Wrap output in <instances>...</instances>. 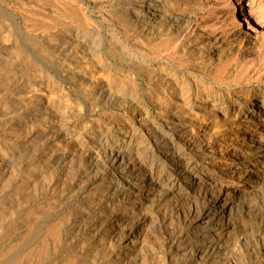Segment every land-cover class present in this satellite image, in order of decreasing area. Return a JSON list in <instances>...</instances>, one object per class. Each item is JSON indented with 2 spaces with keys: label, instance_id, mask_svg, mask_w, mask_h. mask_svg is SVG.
<instances>
[{
  "label": "bare ground",
  "instance_id": "obj_1",
  "mask_svg": "<svg viewBox=\"0 0 264 264\" xmlns=\"http://www.w3.org/2000/svg\"><path fill=\"white\" fill-rule=\"evenodd\" d=\"M166 1L148 0L147 12L152 11L150 16L165 14L162 6ZM86 2L63 0L59 5L58 0H0V264H153L156 256L157 264H264V243L254 249L248 240L243 243L233 237L248 229L251 213H245V201L264 190V86L251 83L264 81V57L247 61L237 86L226 85L229 93L225 86L219 91L198 90L196 94L178 91L172 83L174 74L158 75L150 91L152 106L156 111L154 117L160 114V123L166 129L152 122L146 145L138 143L146 131L140 123L136 127L140 131L131 136L118 129L111 137L87 144L82 138H75V130L70 128V104L59 112L53 100L42 92L43 88L36 85L43 75L54 78L50 70L55 68V58L49 51L54 46L53 30L59 26L68 30L87 25ZM216 2L233 23V41L224 39L228 34L222 38L218 31L226 20L209 27L211 30L207 27L208 38L203 36L201 41L218 40L221 48L234 51L236 45L250 44L252 40L254 45L256 42L264 47V0ZM201 20L202 13H187L172 27L181 40L190 41L203 32ZM223 57L209 56L207 61L214 63ZM246 83L249 84L245 91ZM211 113L234 115L241 120V131H236L240 133L236 137L239 145L207 140L205 133L195 128L197 124L203 128L202 118ZM51 119L52 127L44 128L42 122ZM218 148L226 154L218 157ZM169 197L172 200L166 204ZM96 205L99 207L95 208ZM263 222L261 219L259 224ZM156 231L163 233L162 251L158 253L154 251L156 238L151 234ZM231 243L235 244L233 248Z\"/></svg>",
  "mask_w": 264,
  "mask_h": 264
},
{
  "label": "rangeland",
  "instance_id": "obj_2",
  "mask_svg": "<svg viewBox=\"0 0 264 264\" xmlns=\"http://www.w3.org/2000/svg\"><path fill=\"white\" fill-rule=\"evenodd\" d=\"M60 1H61V3H59V0H58V4L62 5L63 0H60ZM85 1H87L85 5L86 6L88 5L87 6V13H89L88 14V16H89L88 20L89 21H88L87 25L83 26L82 28L81 27H75V28L68 29V30L64 29L62 26H59V28L57 27L53 30V37L52 38L54 39L53 40L54 46L52 48H50L49 51H50V56L53 59L55 58V68H53V69L51 68V70H50V75L54 76L55 79L54 78H48L47 76L43 75V76L39 77V80L41 82L42 81L43 82L41 83L38 80V83L36 85L39 88H43L42 92L48 98H51L53 100V102H54L53 104H54V106L58 107L57 110H59V112L65 111L64 109H66L67 104H70L71 113H70L69 117L72 120V124H71L70 128L73 127V130H75V132L73 133L75 138H82V140L87 144H96L97 141H99L100 139H106L108 136L111 137L112 134H116L115 131L116 130L118 131V129L120 131H128L129 136H131L134 133V131L135 132H137L136 130L140 131L139 130L140 128L136 129V127H138V125H139L138 123H140V124H142V126L145 125L144 127H145L146 131H144V134L141 136V139L138 141V143L141 145L142 144L146 145V142H148V138H146L148 136H146V135L151 133L153 130V123L152 122H155V124H158V125L161 124L162 128L166 129V127L164 125H162V123H160V122H162V117H160L161 115L158 114L157 117H154V114H156V111L152 106V99H151V92L150 91H151L152 83L155 81V79L158 77V75H162V74L166 75L168 72H169V74H174V78L176 80L174 79V81L172 83H173V85L174 84L176 85V86L175 85L174 86H175V88L177 87L176 89L178 91L184 90V91H190V92L196 94L199 91L200 92H206L212 88H213L212 90H217V88H218L217 91H219L221 86H225L226 92L229 93L226 85L230 86L231 88H235L237 86L236 83L239 81L240 77L243 76L242 71H243V68L247 64V61H249L253 58L256 59V57H260V56L264 57V52H263L264 47L258 45L256 42H255L256 45H254L253 42L255 40L254 41L252 40L253 42L251 41L250 44H248V43L244 44L243 43L240 45H236V47L234 48L235 51L230 49V48H227V49L221 48L222 47L221 42L218 40H212V41L209 40L208 42L204 41L206 44H204V42L201 41V40H203V38L205 36L208 38V35H206V34L211 30L209 27H216V26L220 25L218 22H220V23L226 22L224 26L219 28L220 30L217 29L218 31H221L220 36H222V38H223L225 35L228 34L227 36L224 37V39H226L227 41H229V40L233 41V32L235 31L233 23H232L231 19L229 18V16L225 12H223V10H221V8H219L220 6L218 5V2H216L217 0H204V1L203 0H186V1L185 0H170V1L167 0L166 3H164L162 6V8L165 10V12H164L165 14H160L161 16L158 14H155V13H154L155 16L154 15L150 16L152 11L148 10L149 12H147V9H146V6L148 5V3H147L148 0H85ZM172 2H174V3H172ZM210 2H211V4H210ZM214 2L216 4H213ZM141 4H143V5H141ZM164 5H166V6H164ZM203 6H205V7H203ZM214 7H216V8L214 9ZM211 10H212V12H211ZM219 10H221V11L218 12ZM184 11H186V12H184ZM213 11H214V14H213ZM208 12H210V14ZM144 13H145V15H144ZM187 13L191 14V15L192 14H200L201 15V13H202V20H201L202 29H201V31H203V32L195 34L196 36L194 35L190 39V41L189 40H187V41L181 40L180 39L181 37L176 33L175 29H173V27H174L173 25H176L179 22V20H182V18L185 15H187ZM216 13H217V15H216ZM204 14H206V15H204ZM208 14H209V16H208ZM210 15L212 18H210ZM222 15H223V17H222ZM161 17H163V19H161ZM167 17H169V18H167ZM206 17H207V19H206ZM227 20H229L228 21L229 23L227 22ZM160 22L162 23V25ZM169 22H170V24H169ZM88 25H89V27H88ZM156 25H157V27H156ZM144 26H146V27H144ZM205 27H206V29H205ZM165 28H166V30H165ZM222 28L223 29L226 28L227 30H223ZM229 28H232V30ZM57 30H59V31H57ZM142 30H143V32H142ZM172 31L173 32L175 31V32L173 33ZM231 31H232V33H231ZM60 33L61 34L65 33L66 35L68 34L69 36L68 35L62 36V35H60ZM73 34H75V35H73ZM76 34H79V35H76ZM139 35H141V37ZM198 36L202 37V39L198 38ZM196 37H197V39H196ZM227 37H229V38H227ZM78 38H80V40ZM83 38L86 40H84ZM175 39L177 40V42ZM64 40H65V42H64ZM76 40L78 41L77 43H76ZM153 43H154V45H153ZM183 43H185V46ZM68 44H70V45H68ZM169 44L171 47L169 46ZM186 44H187V46H186ZM215 44L217 47L214 46ZM58 45H62V46L59 47ZM72 45L74 46V48H72L73 47ZM80 45H81V48H80ZM173 45H175V46H173ZM192 45L193 46L195 45V48ZM211 45H212V47H211ZM244 45H245V47H243ZM259 46H260V50H259ZM254 47H255V49H254ZM184 48H185V50H184ZM199 48H201V50H203V51L198 50ZM204 48H205V51H204ZM252 48H253V51L250 50ZM78 49H80V50H78ZM236 49L238 51H236ZM55 50H57V51H55ZM217 50H218V52H217ZM67 51L69 52V54L67 53ZM82 51L84 53H82ZM213 51L214 52L216 51L215 54L213 53ZM255 51H257L259 53L262 52V55L261 54L259 55V53L255 52ZM77 52H79V53H77ZM202 52H204V53H202ZM205 52H207V53H205ZM235 52H236V54L234 55ZM59 53L62 54V56ZM159 53H160V55H159ZM219 53H221V54H219ZM65 54H66V56H65ZM83 54H87V55H83ZM88 54H89V56H88ZM242 54H243V56H242ZM230 55H232L233 58L237 57L238 61H236L237 58L235 60L236 62L231 60L232 57H230ZM78 56H80V57H78ZM85 56H86V58H85ZM171 56H173V57H171ZM209 56L210 57H216V56L222 57V56H224L225 58L223 57V59L221 61H214V63H213L212 61L211 62L207 61V58ZM241 56H242V58L243 57H245V58H243V60H242ZM161 57H164L165 59H162ZM201 57H202L203 61L201 60ZM57 58H59V59H57ZM182 58L186 59V60H183ZM68 59H69V61H68ZM60 60H61V62H60ZM155 60L157 63L155 62ZM244 61H246V62H244ZM75 63L77 66L75 65ZM155 64H156V66H155ZM80 65L82 67H80ZM163 65H165V66L163 67ZM207 65H209V66L207 67ZM56 66H57V68H56ZM214 66H216L217 68ZM83 67L84 68L87 67V68L84 69ZM157 67H159V68H157ZM219 68H221V69H219ZM229 69H231V70H229ZM63 70L64 71L66 70V71L63 72ZM73 70L76 72H74ZM174 70H175V72H174ZM199 70L201 72H199ZM210 70H211V73H209ZM226 71H228V72L230 71V72L228 73ZM70 72H72V73H70ZM73 73H76V74H73ZM180 73H181V75H180ZM186 73H188V74H186ZM212 73H213V75H212ZM80 74H82V75H80ZM200 74H202V75H200ZM199 75H200V77H199ZM221 75H223V76H221ZM83 76H84V78H82ZM182 77H183V79H182ZM64 78H66V79H64ZM219 78L224 79V80H220ZM209 79H211V80H209ZM228 79H231V80L228 81ZM182 80L185 82L188 80L189 81L185 83ZM203 80L205 82L206 81L207 82L205 83ZM105 81H107V82L109 81V82L107 83ZM176 81H178V82H176ZM211 81H212V83H211ZM174 82H176V83H174ZM218 82H220V83L218 84ZM251 83L253 85H256V86L257 85L264 86V81L255 80V81H252ZM203 84H204V86H203ZM248 84L249 83H246L244 85L246 87V88H243L245 91L247 89ZM61 85H62V87H61ZM59 87H61L62 89ZM106 88H108V89H106ZM191 88L193 89L194 92L192 91ZM114 93H116V94H114ZM101 94H105V96L101 95ZM53 95H55V96H53ZM55 97H56V99H55ZM91 97H92V99H91ZM64 98H66V99H64ZM121 98H124V99L121 100ZM100 99H101V101H100ZM245 99H247V98H245ZM77 100L78 101L80 100V101L78 102ZM67 101H68V103H67ZM105 101H107V102H105ZM82 102H84V103H82ZM85 102H86V104H85ZM99 103H101V104H99ZM139 103H140V105H139ZM63 104H66V105H63ZM82 104H83V106H82ZM90 104H92V105H90ZM109 104H111L110 107H109ZM76 106L78 108L80 107L79 108L80 110ZM94 107L97 109H95ZM74 109H77V110H74ZM141 109H143L144 112ZM137 113L139 114L138 116H137ZM80 114H83V115H80ZM116 116H118V117L116 118ZM204 116L205 117H203V118L201 117L204 121L203 125H202L203 128L198 127V124L195 126V128H197V130H198V128H200L199 132L205 133V137L207 140H209V139L210 140H216L217 139L216 141H218V143H222V144H225L227 146L228 145L234 146L235 144L238 143V139L236 137H238L240 134V133L237 134V132L241 131V130L240 131L238 130L239 127H241L239 125L241 120H239L236 116H234V115L223 116V115L213 114V113L207 114ZM216 117H217V119H216ZM225 117L227 119H225ZM42 119L44 120V118H42ZM142 119H143V122H141ZM51 122H53L52 119L50 120V122L49 121H43L42 124L44 125V128H50V127H52ZM75 122H77V123H75ZM147 123H148V125H147ZM110 125H111V127H110ZM150 125L152 127H150ZM103 127L104 128L106 127V129H104ZM81 128H83V130ZM77 131H78V133H76ZM210 132L214 133V137L212 136L213 133H210ZM207 133H208V135H207ZM83 136H85V137H83ZM87 136H88V138H87ZM237 145H239V144H237ZM220 150H221L220 148H218L216 150V151H218V152H216V155L218 157H222V153L226 154V152H224V150L223 151H220ZM254 194H256V195H254ZM254 194L251 196L250 199H247V201H245V203H244L245 213L249 212V211H250L249 214L251 213L250 214L251 216L249 215V217H248V219L250 220L247 223L248 229L245 233H242L239 236H233V237H238V240L242 241L243 243L246 240H248L249 244L252 246V248L256 249L260 243H262V244L264 243V234H263L264 233V227H263L264 222L262 224H259V221L261 219L264 220V203H263L264 202V197H263L264 196V190H262V193L260 192V193H254ZM169 199L165 200L166 204H167V202H170L172 200V197H169ZM259 199H261V200H259ZM255 201H256V203H255ZM248 204H249V206H248ZM94 207L96 208L99 206L96 205ZM252 208H255V209H252ZM241 212H243V211H241ZM245 213H244V215H245V217H247V214H245ZM151 234L153 235L154 239L156 238V240L152 239V241L154 240V242L156 244V246H154L155 249L153 247L154 251L156 250L155 251L156 253L161 252L162 251L161 246H163L162 241H161V239H162L161 234H163V233L161 231L160 232L156 231V232H152ZM261 234H263V237ZM242 242H240L239 244L241 245ZM231 244H232L231 248H233L235 246V244L234 243H231ZM253 245H256V246H253ZM158 257L159 256H156L157 259H155L157 262L159 261ZM156 261H154L153 264L154 263L157 264Z\"/></svg>",
  "mask_w": 264,
  "mask_h": 264
}]
</instances>
